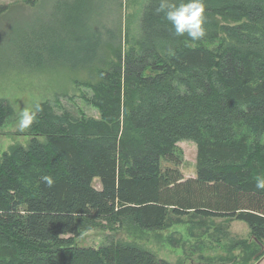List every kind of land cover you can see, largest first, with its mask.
I'll return each mask as SVG.
<instances>
[{"label": "trees", "instance_id": "1", "mask_svg": "<svg viewBox=\"0 0 264 264\" xmlns=\"http://www.w3.org/2000/svg\"><path fill=\"white\" fill-rule=\"evenodd\" d=\"M216 14L244 21L218 25ZM52 19L20 54L71 49ZM137 43L84 97L100 119L45 103L29 145L0 156V264H170L77 238L99 223L156 231L190 214L247 223L264 252V2L147 0ZM11 113L0 100V126ZM183 140L197 144L196 177L180 169Z\"/></svg>", "mask_w": 264, "mask_h": 264}, {"label": "rangeland", "instance_id": "2", "mask_svg": "<svg viewBox=\"0 0 264 264\" xmlns=\"http://www.w3.org/2000/svg\"><path fill=\"white\" fill-rule=\"evenodd\" d=\"M61 1L0 0V5H7L0 14V100L12 108L0 126V156L14 147L29 145L40 107L45 103L57 101L59 111L64 108L75 115L100 119V110L85 95L91 97L90 87L101 80L103 71L113 70L131 51L140 49L137 37L147 0H68L67 7H55ZM197 16L198 20L205 19ZM51 18V22L67 25L71 49H62L64 53L52 60L41 55L44 51L20 54L21 48L27 50L29 44L21 42L34 30L47 28ZM213 19L218 25L244 21L219 14ZM60 26L65 31L66 27ZM220 37L227 38L225 34ZM178 144L184 177H196L197 144L191 140ZM172 166L171 162H163L164 168ZM94 185L101 188L99 179ZM252 235L243 221L190 214L171 216L168 226L156 231L144 230L130 220L113 228L99 223L77 238V244L95 248L132 244L170 264H264V252L260 254L261 248Z\"/></svg>", "mask_w": 264, "mask_h": 264}]
</instances>
